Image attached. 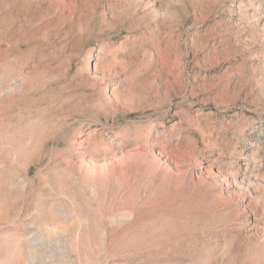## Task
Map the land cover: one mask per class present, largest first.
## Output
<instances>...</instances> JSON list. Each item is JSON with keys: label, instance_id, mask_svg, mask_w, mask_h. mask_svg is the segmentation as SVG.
Segmentation results:
<instances>
[{"label": "rangeland", "instance_id": "rangeland-1", "mask_svg": "<svg viewBox=\"0 0 264 264\" xmlns=\"http://www.w3.org/2000/svg\"><path fill=\"white\" fill-rule=\"evenodd\" d=\"M264 264V0H0V264Z\"/></svg>", "mask_w": 264, "mask_h": 264}, {"label": "clouds", "instance_id": "clouds-1", "mask_svg": "<svg viewBox=\"0 0 264 264\" xmlns=\"http://www.w3.org/2000/svg\"><path fill=\"white\" fill-rule=\"evenodd\" d=\"M32 264H36L35 260L32 261Z\"/></svg>", "mask_w": 264, "mask_h": 264}]
</instances>
